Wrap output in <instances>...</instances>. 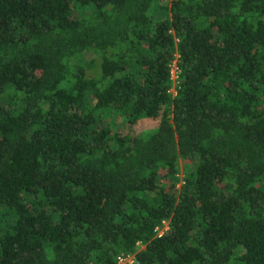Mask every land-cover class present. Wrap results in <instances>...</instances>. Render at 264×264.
<instances>
[{
	"label": "trees",
	"instance_id": "obj_1",
	"mask_svg": "<svg viewBox=\"0 0 264 264\" xmlns=\"http://www.w3.org/2000/svg\"><path fill=\"white\" fill-rule=\"evenodd\" d=\"M124 254L264 264V0H0V264Z\"/></svg>",
	"mask_w": 264,
	"mask_h": 264
},
{
	"label": "rangeland",
	"instance_id": "obj_2",
	"mask_svg": "<svg viewBox=\"0 0 264 264\" xmlns=\"http://www.w3.org/2000/svg\"><path fill=\"white\" fill-rule=\"evenodd\" d=\"M175 70H176V68H175V60L173 59V60L171 61V64H170V77H171V78L175 77ZM143 122H145V121H143ZM143 122H137L136 124H134V126H132V128L134 127L136 130H138V129L143 125ZM180 164H181V161H180L179 159H176V160L174 161V163H173V165L177 166L179 170H180ZM179 175H180V173H179ZM165 226H166V223H164V224L162 225V227H160V228H158V229L156 230L157 233H160L161 230H162L163 228H165ZM137 244H139V242H138ZM139 246H141V245H138L137 247H139Z\"/></svg>",
	"mask_w": 264,
	"mask_h": 264
},
{
	"label": "built area",
	"instance_id": "obj_3",
	"mask_svg": "<svg viewBox=\"0 0 264 264\" xmlns=\"http://www.w3.org/2000/svg\"><path fill=\"white\" fill-rule=\"evenodd\" d=\"M132 257V254L116 255L114 256L115 264H132Z\"/></svg>",
	"mask_w": 264,
	"mask_h": 264
}]
</instances>
